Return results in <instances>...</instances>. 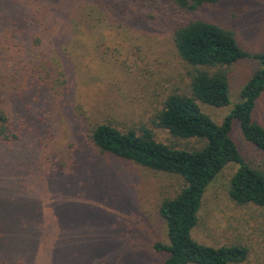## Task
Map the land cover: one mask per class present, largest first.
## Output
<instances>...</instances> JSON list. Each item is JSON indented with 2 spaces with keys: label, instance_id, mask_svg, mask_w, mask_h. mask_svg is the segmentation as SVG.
<instances>
[{
  "label": "trees",
  "instance_id": "trees-1",
  "mask_svg": "<svg viewBox=\"0 0 264 264\" xmlns=\"http://www.w3.org/2000/svg\"><path fill=\"white\" fill-rule=\"evenodd\" d=\"M4 1L0 0V6ZM146 1L75 0L71 6L74 10L70 11L71 16L67 13V18L71 26L73 12L83 10L86 2L105 12L113 11V6L117 10L124 8L122 13L130 15L135 8L125 11L126 5L130 8ZM166 1L184 13L196 14L204 7H212L218 14L209 19L191 17L173 27L172 40L187 83L183 90H169L155 113V126L166 129L179 140L193 138L199 146L160 141L145 126L123 130L100 123L86 127V117L79 114L82 123L78 134L87 142L90 154L86 160L73 158L70 150L64 152L52 141L58 135L56 122L62 115L69 120L78 116L70 94L75 64L67 51L74 34L67 33L54 47L63 70L54 67L51 51L31 57L19 75L23 80L21 86L12 79L15 55L7 56L5 49L0 48V146L22 139L21 132L31 139L29 153L11 166L16 170L15 176L0 166V264H55L60 256L56 250L67 249L72 237L65 234L64 222L52 219L50 204L32 205V202L35 199L38 203L41 196L47 199L45 194L50 196V190L53 198L58 191H69L72 202L68 205L77 202V198L86 202L88 194H96V175L84 177L82 166L85 161L96 162V156L129 160L135 165L183 178L180 191L175 196L162 198L157 207L158 220L165 224L168 238L166 244L153 243L155 251L166 253L161 264H241L247 259L248 248L244 245L212 246L196 240L192 232L199 222L207 191L229 165L233 167L226 188L229 199L238 205L264 206V170L250 164L245 156V150H249L264 158V117H258L262 112L264 116V39L258 52L243 46L244 36L254 28L245 14L252 3L250 0ZM170 4L167 2L169 7ZM129 20L135 21L132 17ZM79 24V19L73 22L74 27ZM14 47L15 51H21ZM239 61H247L255 69L232 102V74L227 67ZM60 75L63 79L59 81ZM39 96L44 100H39ZM198 102L229 110L216 121ZM100 185H105L104 179ZM24 197H27L24 205L29 202L35 208L27 211L32 213L33 220L16 222L9 215L8 205L21 206L23 202L19 201ZM130 200L132 209L125 208L117 216V251L112 255L110 249L102 248L99 264H138L140 261L135 252L125 248L127 244H139L146 233L140 231L143 226L125 219L129 211L141 212L135 194Z\"/></svg>",
  "mask_w": 264,
  "mask_h": 264
},
{
  "label": "rangeland",
  "instance_id": "rangeland-1",
  "mask_svg": "<svg viewBox=\"0 0 264 264\" xmlns=\"http://www.w3.org/2000/svg\"><path fill=\"white\" fill-rule=\"evenodd\" d=\"M73 1L5 0L0 6V48L5 49L7 56L15 55L12 79L18 86L23 82L19 75L31 57L51 51L54 67L63 70L54 47L67 33L72 31L74 34L67 51L75 64L74 86L70 94L78 116L69 120L62 115L56 122L58 135L52 141L55 146L64 152L70 150L73 158L86 160L90 148L78 134L81 115L86 117V127L100 123L123 130L145 126L160 141L199 146L193 138L179 140L166 129L155 126V113L169 90H183L187 83L185 69L172 40L173 27L191 17L209 19L218 15L216 10L204 7L196 14L184 13L169 1L147 0L130 8L126 5L125 11L135 8L128 15L129 12L122 13L124 8L117 10V6H113V11L105 12L86 2L83 10L73 12L70 26L67 13L71 16ZM250 1L252 3L244 13L247 19L252 20L254 28L244 36L243 46L258 52L264 39V0ZM130 17L134 18L133 23H130ZM78 19L80 24L74 27L73 22H78ZM37 39L39 42H35ZM14 45L21 51H15ZM227 69L232 74L233 102L255 67L247 61H239ZM58 79L60 81L63 77L60 75ZM39 100L44 98L39 96ZM198 103L216 121L229 110L228 107ZM32 104H36L35 100ZM262 115L263 112L258 117H264ZM234 133L239 137L236 130ZM21 134L22 139L0 146V166L3 170H10L8 174L12 177L16 170L11 166L30 151V136L25 132ZM245 156L250 164L264 170V158L259 153L245 150ZM82 167L84 177L96 175V194H88L86 202L77 198L78 203L73 201L68 205L72 196L66 190L58 191L56 198L52 196L53 191L50 190V196L44 192L48 200L41 196L38 203L35 199L32 202V205L50 204L52 219L64 222L65 234L72 237L67 249L56 250L60 256L55 264H99L102 248L110 249L115 255L117 216L125 208L132 209L133 201L130 199L133 194L138 198L141 212L129 211L125 219L143 226L140 231L146 233L139 244H127L125 248L140 257L138 264H161L166 253L155 251L153 243L161 241L166 244L168 238L165 224L158 220L157 207L162 198L175 196L180 191L184 185L183 178L113 157L102 159L96 156V162L85 161ZM232 172L233 167L227 166L207 191L193 237L212 246L244 245L248 248V256L241 264H264V206L238 205L229 199L226 188ZM102 179L105 185L101 187ZM27 197L21 198V206L8 205L9 215L16 222L33 220L32 213L27 211L35 208L32 209L29 202L24 205Z\"/></svg>",
  "mask_w": 264,
  "mask_h": 264
}]
</instances>
